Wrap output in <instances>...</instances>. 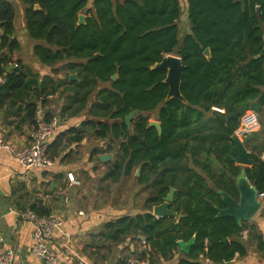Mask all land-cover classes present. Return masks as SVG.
<instances>
[{
	"label": "trees",
	"instance_id": "1",
	"mask_svg": "<svg viewBox=\"0 0 264 264\" xmlns=\"http://www.w3.org/2000/svg\"><path fill=\"white\" fill-rule=\"evenodd\" d=\"M22 1L28 5V32L40 41L34 54L48 66L63 63L79 80L51 78L49 89L40 85L37 74L7 69L12 59L1 51L12 52L18 45L13 37L16 9L9 0H0V78H5L0 104L8 98L12 104L24 101L32 85L40 89L37 96L63 87L60 94L66 103L60 117L65 120L86 110L90 115L80 127L67 129L73 134L67 140L80 141L87 130L109 138L108 149L116 153L106 178L118 183L140 167L137 181L151 190L146 212L107 222L101 235L116 243L140 235L141 242L164 257L174 256L178 240L195 236L180 264H201L202 256L220 262L245 255L239 238L248 225L231 216L218 217L217 208L225 207L221 191L235 198L239 194L236 183L244 166L235 161L232 136L240 119L248 109L258 115L264 109V0H185V5L184 0H93L89 8V0ZM86 8L85 23H79ZM183 9L188 29L181 34ZM206 48L211 49L210 58ZM168 54L179 56L186 66L181 83L186 101L167 100L166 70L153 68ZM19 109L25 110L20 123L35 126L37 101L28 100ZM132 110L139 113L129 128L125 118ZM151 114L162 124L160 135L148 126ZM65 134L50 144L51 157L63 149ZM244 144L255 160L246 166L247 178L264 192V141ZM171 186L176 188L173 211L182 214L178 222L174 216L158 218L150 212ZM227 237L235 239L225 244ZM252 237L264 250L261 237ZM147 252L139 259L147 258Z\"/></svg>",
	"mask_w": 264,
	"mask_h": 264
},
{
	"label": "crops",
	"instance_id": "2",
	"mask_svg": "<svg viewBox=\"0 0 264 264\" xmlns=\"http://www.w3.org/2000/svg\"><path fill=\"white\" fill-rule=\"evenodd\" d=\"M9 1L16 9L13 37L17 40L18 45L12 52L8 48L1 51L12 59L7 69L19 67L17 72L23 71L29 76L37 74L40 85L44 84L50 89L51 78L56 80L57 76L54 75L58 73L53 70L59 68L60 71V67H58L60 63L55 66H48L40 62L34 54V46L40 41L30 36L26 26L25 11L28 5L22 0ZM88 2L87 8L92 7L93 0ZM87 8L81 11L85 17H87ZM2 35L3 28L0 27V38ZM62 88H59L54 94H48L45 91L37 96L40 89L32 85L29 89V98L24 101L18 99L16 104H12L8 98L3 104H0V141L13 144L18 148L26 146L34 126L28 121L20 123L25 115V110H20L19 106L24 108L28 100H35L38 103L37 118L42 116L50 119L52 117H50V113L61 116V109L66 103V96L62 95L64 102L58 112H56L54 105L52 106L53 103L50 98L57 96V94L61 96L59 91ZM86 116V119H90L87 110L75 117L66 118L65 121L70 120L71 127H80ZM71 127L69 124L67 129ZM67 129L58 134L66 133L64 147L56 157H52L54 166L49 169L31 168L26 170L13 159L5 147L0 146V232L4 236L2 249L11 248L14 250V264H43L32 253L34 226L30 221L19 216L21 211L28 208L34 211L33 207H41L40 210H47L50 215H56L63 219V224L49 237L48 242L52 252L60 260V264H126L131 257L139 259L141 253L147 251L148 259H140L145 260L147 264H180V260L187 257L189 250L182 249L179 242L188 243L189 240H178V249L174 256L164 257L161 252L153 251L149 244L141 242L140 235L127 236L120 243L107 240L101 235V231L105 229L107 222L114 221L119 217L134 216L146 212L148 210L147 199L144 201V210L136 212L125 208L122 203L124 197L119 198L120 194H117L119 200L117 203L116 195L115 197L112 196L114 192L108 189L109 187L104 189L108 180L106 178L107 166L110 163L109 160L114 156L113 151L108 149L109 138L96 137L93 142H89L87 140L88 133H94L87 130L82 140L68 141L67 138L73 134ZM103 142H107V148H104ZM102 154L111 155V158L103 161L100 159ZM261 158L264 159V152L261 153ZM99 162H101V166L97 168ZM69 172L75 175L79 181L78 184L69 182L67 178ZM128 177L130 175L122 176L118 183ZM155 205L150 210L151 214H153ZM127 206L131 207V205ZM170 208L175 209L172 203ZM174 217L176 218L175 221L178 222L182 214ZM245 223L249 230L251 229L247 239L239 238L247 249L245 255L235 257L230 261L222 260L220 262H212L202 256L200 263L264 264V250L259 249L257 242L252 239V236H259L264 242V201L258 212ZM194 237L191 240H194ZM234 239L227 237L223 239V242L230 244ZM150 251L153 253L151 254Z\"/></svg>",
	"mask_w": 264,
	"mask_h": 264
},
{
	"label": "built area",
	"instance_id": "3",
	"mask_svg": "<svg viewBox=\"0 0 264 264\" xmlns=\"http://www.w3.org/2000/svg\"><path fill=\"white\" fill-rule=\"evenodd\" d=\"M0 82H5L0 78ZM59 115H53L50 119L39 116L36 125L29 135V143L24 147H16L13 144L0 141V146L5 147L24 169L31 168L49 169L54 166V160L49 154V146L52 140L63 131L65 125ZM261 126L259 115L255 111L247 110L240 119V124L234 135L244 139L246 135L257 131ZM71 184H78L72 172L67 174ZM258 200L264 201V192H257ZM19 216L33 224V255L43 264H60L58 257L52 252L48 242L49 237L63 224V219L56 215H39L31 209H26L19 213ZM249 229H244L241 233L243 239L249 236ZM4 236L0 232V264H14L15 252L13 249H2ZM210 261V260H209ZM126 264H147L145 260L131 257Z\"/></svg>",
	"mask_w": 264,
	"mask_h": 264
},
{
	"label": "water",
	"instance_id": "4",
	"mask_svg": "<svg viewBox=\"0 0 264 264\" xmlns=\"http://www.w3.org/2000/svg\"><path fill=\"white\" fill-rule=\"evenodd\" d=\"M39 5H35V9H38ZM86 17L84 14H79V23H85ZM204 54L206 57H211V49L206 48L204 50ZM260 56H264V47L260 51ZM185 65L182 62V59L174 54H168L162 58L161 61L156 63L153 68L156 69H164L166 70V78L165 83L169 86V92L167 95V100L171 98L180 99L182 101H186L185 97L181 93V83L182 77L185 70ZM13 70H19V67L12 68ZM119 75L115 74L113 79H118ZM69 80H79L77 73H72L69 77ZM138 110H132L129 115L126 116L125 121L128 127H131V121L136 114H138ZM148 126L155 127L158 130L159 135L162 133V124L159 120L150 121ZM232 139L235 143V151L236 158L235 161L243 165L244 167L241 170L240 175L237 178V189H238V197L235 198L231 196L226 191H221L223 202L225 204L224 208L218 207V217L222 216H231L233 217L239 224L243 221L251 219L260 209L262 202L258 200L257 197V188L253 186L247 178L246 174V166H252L255 163L254 158L250 156V151L244 144V141L237 137L236 135L232 136ZM111 158V155L102 154L100 155V159L106 161ZM141 168L138 167L136 171V175H139ZM176 188L171 186L168 194L164 197V201L156 204L153 208V215L156 217L163 216H177V213L170 208V204L174 200ZM227 241V240H226ZM192 241L188 243L179 242L182 249L185 251L189 250ZM223 264H231V262H226Z\"/></svg>",
	"mask_w": 264,
	"mask_h": 264
},
{
	"label": "rangeland",
	"instance_id": "5",
	"mask_svg": "<svg viewBox=\"0 0 264 264\" xmlns=\"http://www.w3.org/2000/svg\"><path fill=\"white\" fill-rule=\"evenodd\" d=\"M184 5H185V0H184ZM182 12L183 13H182L181 24H180V26H181V32L180 33L181 34H183L185 32V30L188 29V23L186 20L187 11L185 9H183ZM185 25H187V28L185 27ZM58 65H59L58 67H60L61 72L59 70H57V72H58L57 75H54V76H57L56 80L69 79V77L72 73H69L68 70L64 66H62L63 63H60ZM58 76L63 77V78H59ZM104 85H108V84H101L100 87L104 86ZM62 90H63V88H62ZM61 91H59V93ZM94 95L92 96L91 99H95ZM57 97H59V99H57ZM50 99H51V102L53 103L52 106L54 105L56 112H58V110L60 109L61 105L64 102V100L62 99V96L57 94V96L56 95L51 96ZM248 110L254 111L253 109H248ZM261 117H263V119H264V109L262 111V115H259L260 122H261L260 128L257 131L253 132L252 134L246 135V137L244 139H242L244 142L249 141V143H251V142H255V141L258 142V140H263V138H264V121H262ZM86 118H87V116L85 117V119ZM153 120H157V118L154 116V114H151L150 121H153ZM68 121L65 122L66 126L63 129L64 131L67 129V126L69 124H70V127L72 126L70 120H68ZM87 136H89V137H87V140H89V142H93L94 138L96 139V137H97L95 134H91L90 132L88 133ZM103 145H104V148H107V142H105V143L103 142ZM112 153H116V152L113 151ZM114 156H113V158H115ZM113 158L110 159L109 162L113 161L114 160ZM104 164H107V163H104ZM100 166H101V162L97 163V168ZM136 171L137 170H135L133 172V174L130 175V177H128L126 179L124 178L123 180H121L120 183H114L108 179L106 182L107 186L104 187V189L105 188L107 189L109 187L108 189H110L112 192H114L112 194V196L115 197V195H116L117 203L119 201L117 198V194H120L119 198L124 197V200L122 201L123 205L125 206V208H129L132 212H136L138 210L143 211L144 210L143 206H145L144 201L151 194V190L149 188H146L144 185H141L138 183L137 177L139 175H136V173H135ZM96 183H97V181H96ZM127 205H131V207H129Z\"/></svg>",
	"mask_w": 264,
	"mask_h": 264
},
{
	"label": "flooded vegetation",
	"instance_id": "6",
	"mask_svg": "<svg viewBox=\"0 0 264 264\" xmlns=\"http://www.w3.org/2000/svg\"><path fill=\"white\" fill-rule=\"evenodd\" d=\"M164 201V200H163Z\"/></svg>",
	"mask_w": 264,
	"mask_h": 264
}]
</instances>
